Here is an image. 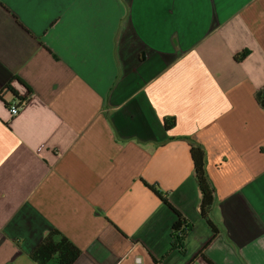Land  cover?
I'll list each match as a JSON object with an SVG mask.
<instances>
[{"label": "crops", "instance_id": "crops-1", "mask_svg": "<svg viewBox=\"0 0 264 264\" xmlns=\"http://www.w3.org/2000/svg\"><path fill=\"white\" fill-rule=\"evenodd\" d=\"M8 84L27 102L0 98V264H36L51 230L73 264H264V0H0ZM158 196L192 225L183 254Z\"/></svg>", "mask_w": 264, "mask_h": 264}, {"label": "trees", "instance_id": "trees-1", "mask_svg": "<svg viewBox=\"0 0 264 264\" xmlns=\"http://www.w3.org/2000/svg\"><path fill=\"white\" fill-rule=\"evenodd\" d=\"M248 54L247 50L235 56L236 61H242ZM29 92V91H28ZM9 93L12 96V103L17 104V107H22L27 102V97H19L14 89L8 84L0 92V98L3 100V95ZM264 103V99H262ZM6 107L11 103L5 102ZM174 125V118L164 120L165 130H169ZM189 155L193 167V175L201 194L199 202L200 217L205 222L207 227L217 235L218 227L212 219V210L215 205L214 188L206 173V155L203 147L196 143L190 142ZM153 191V190H152ZM154 192V191H153ZM158 198L176 215V220L171 226V242L169 250H178L181 254L184 253V242L192 228V225L182 215L176 211L166 199ZM80 251L57 230L48 232L35 249L28 254V258L36 264H73L79 256ZM208 264H213L208 261Z\"/></svg>", "mask_w": 264, "mask_h": 264}, {"label": "snow or ice", "instance_id": "snow-or-ice-1", "mask_svg": "<svg viewBox=\"0 0 264 264\" xmlns=\"http://www.w3.org/2000/svg\"><path fill=\"white\" fill-rule=\"evenodd\" d=\"M222 211L226 217V219L234 218L238 227H245L248 223L243 215H238V210L233 207L230 201H226L222 206Z\"/></svg>", "mask_w": 264, "mask_h": 264}, {"label": "built area", "instance_id": "built-area-1", "mask_svg": "<svg viewBox=\"0 0 264 264\" xmlns=\"http://www.w3.org/2000/svg\"><path fill=\"white\" fill-rule=\"evenodd\" d=\"M10 116H16L20 110L19 107H17V104L11 103L10 106L8 107ZM136 264H140L139 259L136 260Z\"/></svg>", "mask_w": 264, "mask_h": 264}]
</instances>
